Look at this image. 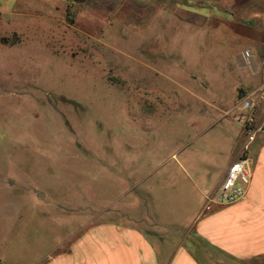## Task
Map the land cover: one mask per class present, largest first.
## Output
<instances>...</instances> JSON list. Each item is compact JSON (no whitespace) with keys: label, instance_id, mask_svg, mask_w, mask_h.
<instances>
[{"label":"rangeland","instance_id":"374dc122","mask_svg":"<svg viewBox=\"0 0 264 264\" xmlns=\"http://www.w3.org/2000/svg\"><path fill=\"white\" fill-rule=\"evenodd\" d=\"M263 14L264 0H0V264L43 263L123 208L188 215L243 141L233 106L264 82Z\"/></svg>","mask_w":264,"mask_h":264},{"label":"crops","instance_id":"0c3cea01","mask_svg":"<svg viewBox=\"0 0 264 264\" xmlns=\"http://www.w3.org/2000/svg\"><path fill=\"white\" fill-rule=\"evenodd\" d=\"M262 12L256 9L253 14L260 16ZM263 27L264 14L260 29L247 33L262 42ZM242 53L236 54L239 62ZM250 54L247 64L259 74ZM261 85L239 92L244 95ZM242 142L233 143L232 160L242 152ZM249 157L251 177L238 201L206 208L205 195L220 184L229 166L226 164L209 184L200 186L203 197L188 215L165 221L145 213L138 217L123 208L121 212L129 218L115 216L82 225L77 236L40 264H264V133L251 145Z\"/></svg>","mask_w":264,"mask_h":264},{"label":"built area","instance_id":"2783aa9c","mask_svg":"<svg viewBox=\"0 0 264 264\" xmlns=\"http://www.w3.org/2000/svg\"><path fill=\"white\" fill-rule=\"evenodd\" d=\"M242 56L247 63L250 62V51L244 50ZM233 117L243 132L242 152L231 161L216 189L206 195V208L227 205L245 195L251 177L250 148L257 136L264 133V82L259 88L237 98Z\"/></svg>","mask_w":264,"mask_h":264},{"label":"water","instance_id":"95a60500","mask_svg":"<svg viewBox=\"0 0 264 264\" xmlns=\"http://www.w3.org/2000/svg\"><path fill=\"white\" fill-rule=\"evenodd\" d=\"M242 95H243V93L242 92H239L238 97L240 98Z\"/></svg>","mask_w":264,"mask_h":264}]
</instances>
